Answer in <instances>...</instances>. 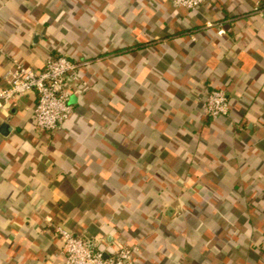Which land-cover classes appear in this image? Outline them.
<instances>
[{
    "label": "crops",
    "instance_id": "1",
    "mask_svg": "<svg viewBox=\"0 0 264 264\" xmlns=\"http://www.w3.org/2000/svg\"><path fill=\"white\" fill-rule=\"evenodd\" d=\"M51 54L81 90L53 131L34 91L0 108V264H64L58 227L135 264H264V0H0V89Z\"/></svg>",
    "mask_w": 264,
    "mask_h": 264
},
{
    "label": "built area",
    "instance_id": "2",
    "mask_svg": "<svg viewBox=\"0 0 264 264\" xmlns=\"http://www.w3.org/2000/svg\"><path fill=\"white\" fill-rule=\"evenodd\" d=\"M176 7L197 9L207 0H171ZM226 32L224 27L219 34ZM85 62L62 55H49L41 70L18 60L6 75L8 86L0 89V108L30 92L38 94L34 109L37 127L41 131L62 128L75 112L72 97L79 93L80 70ZM86 84V83H85ZM205 113L219 118L229 113L230 100L225 89L212 90L203 101ZM57 235L63 242L64 264H135L140 248L122 245L106 256L97 250L87 238L76 236L72 231L58 227Z\"/></svg>",
    "mask_w": 264,
    "mask_h": 264
},
{
    "label": "water",
    "instance_id": "3",
    "mask_svg": "<svg viewBox=\"0 0 264 264\" xmlns=\"http://www.w3.org/2000/svg\"><path fill=\"white\" fill-rule=\"evenodd\" d=\"M75 97L72 98V102H74ZM12 126L8 122H4L1 126V132L4 135H8V133L11 131Z\"/></svg>",
    "mask_w": 264,
    "mask_h": 264
},
{
    "label": "trees",
    "instance_id": "4",
    "mask_svg": "<svg viewBox=\"0 0 264 264\" xmlns=\"http://www.w3.org/2000/svg\"><path fill=\"white\" fill-rule=\"evenodd\" d=\"M217 89V88H216ZM214 90V89H213Z\"/></svg>",
    "mask_w": 264,
    "mask_h": 264
}]
</instances>
